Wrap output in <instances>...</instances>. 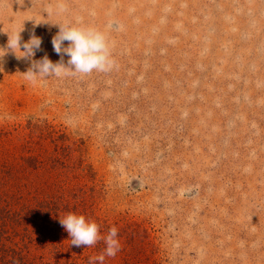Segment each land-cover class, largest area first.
Listing matches in <instances>:
<instances>
[{"label": "rangeland", "instance_id": "rangeland-1", "mask_svg": "<svg viewBox=\"0 0 264 264\" xmlns=\"http://www.w3.org/2000/svg\"><path fill=\"white\" fill-rule=\"evenodd\" d=\"M54 24L105 31L111 70L25 80L68 66ZM19 31L42 44L0 57V264H89L69 212L118 229L104 264H264V0H0V48Z\"/></svg>", "mask_w": 264, "mask_h": 264}, {"label": "clouds", "instance_id": "clouds-1", "mask_svg": "<svg viewBox=\"0 0 264 264\" xmlns=\"http://www.w3.org/2000/svg\"><path fill=\"white\" fill-rule=\"evenodd\" d=\"M59 31L52 38V45L57 54L68 56L67 65L63 55L59 62H52L47 55L41 60H33L27 71L23 72L24 79L35 83L37 80H47L50 76L60 77L68 73L89 74L93 71L106 72L111 70L114 61L111 55V44L105 31L94 26L79 24H54ZM20 32L8 38L6 48H0V57L8 51L15 54L17 59H31L39 50L42 40L32 36L27 42H22ZM68 45L65 47L64 42ZM23 49V50H21ZM21 53L17 56L16 52ZM60 224L71 237V245L75 247H92L103 240L105 248L100 255L89 258V264H104L106 257H115L121 250L118 239V229L113 226L107 235L101 234V226L94 220L86 218L83 214L67 213L59 218Z\"/></svg>", "mask_w": 264, "mask_h": 264}, {"label": "trees", "instance_id": "trees-1", "mask_svg": "<svg viewBox=\"0 0 264 264\" xmlns=\"http://www.w3.org/2000/svg\"><path fill=\"white\" fill-rule=\"evenodd\" d=\"M3 209V208H2ZM2 209H0V213H4L3 211H2ZM8 212H5L4 214H7ZM4 216V215H3ZM8 253H10L12 256L14 255V254H16L17 252H16V250L15 249H13V248H11V249H9V252ZM1 260V259H0Z\"/></svg>", "mask_w": 264, "mask_h": 264}]
</instances>
